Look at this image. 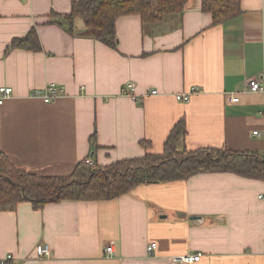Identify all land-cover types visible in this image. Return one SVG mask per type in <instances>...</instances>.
<instances>
[{
    "label": "crops",
    "instance_id": "1",
    "mask_svg": "<svg viewBox=\"0 0 264 264\" xmlns=\"http://www.w3.org/2000/svg\"><path fill=\"white\" fill-rule=\"evenodd\" d=\"M73 1L0 0V88L14 91L0 106V152L17 167L66 177L89 159L107 166L159 154L182 119L180 151L264 154V93L248 90V80H264V0H242V14L217 26L202 0L155 26L124 16L117 49L92 38L80 19L77 36L49 24L55 13L70 14ZM32 29L41 52L7 53ZM127 83L136 100L123 95ZM51 84L65 90L56 102L31 96ZM191 91L189 102L176 99ZM38 245L51 256L38 258ZM197 253L196 264H264V181L201 173L110 201L0 210V264L8 256V264H175L172 257Z\"/></svg>",
    "mask_w": 264,
    "mask_h": 264
},
{
    "label": "trees",
    "instance_id": "2",
    "mask_svg": "<svg viewBox=\"0 0 264 264\" xmlns=\"http://www.w3.org/2000/svg\"><path fill=\"white\" fill-rule=\"evenodd\" d=\"M189 0H75L68 15L53 14L49 24L65 26L77 36L75 21L84 23L91 37L117 49V20L139 16L143 27L162 24L172 15H182ZM242 0H202V11L212 15L213 25H222L242 14ZM41 52L36 29L26 37L14 39L7 49ZM187 125L180 120L159 154L146 153L141 158L117 161L107 166L79 163L66 177H44L17 167L0 152V210H12L22 203L40 209L63 201H110L140 185L186 180L201 173H233L264 181V154L228 149H178L187 136ZM91 145L97 147L94 134ZM141 145L149 147L143 141ZM4 264H8V261Z\"/></svg>",
    "mask_w": 264,
    "mask_h": 264
},
{
    "label": "built area",
    "instance_id": "3",
    "mask_svg": "<svg viewBox=\"0 0 264 264\" xmlns=\"http://www.w3.org/2000/svg\"><path fill=\"white\" fill-rule=\"evenodd\" d=\"M248 90L253 93H259L262 92L264 93V80L262 79H250L248 80ZM195 91H191L190 93L187 94H182V95H177L176 99L178 101L187 103L190 101L192 93ZM14 91L10 87H2L0 88V106L4 104V102L10 98L13 95ZM65 93L64 88L58 87L57 85L51 84L45 87L43 90H39L35 93H33L31 96L41 99L44 103L46 104H51L59 100ZM123 95L136 100L137 97L134 95V85L133 83H127L123 87L122 91ZM153 95H157V91L152 92ZM230 98L232 103H238L240 101V98L237 94L232 93L230 94ZM254 135H259L258 132H254ZM89 165L94 166L95 163L93 160L89 159L87 160ZM157 250V244L152 243L148 246L147 252L149 255H154V252ZM106 252L109 254H113V247L110 245L107 247ZM36 254L37 257L42 259V258H48L51 256V248L48 245H38L36 248ZM203 255L201 253L197 254H186V255H177L172 257V262L175 264H196L199 263L202 259ZM12 256H8L7 260L3 261V264L11 260Z\"/></svg>",
    "mask_w": 264,
    "mask_h": 264
}]
</instances>
